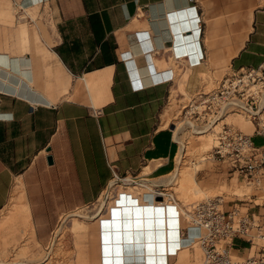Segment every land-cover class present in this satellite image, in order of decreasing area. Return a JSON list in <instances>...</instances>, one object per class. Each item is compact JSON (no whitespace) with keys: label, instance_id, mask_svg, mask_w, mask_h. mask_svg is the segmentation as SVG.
Here are the masks:
<instances>
[{"label":"crops","instance_id":"crops-1","mask_svg":"<svg viewBox=\"0 0 264 264\" xmlns=\"http://www.w3.org/2000/svg\"><path fill=\"white\" fill-rule=\"evenodd\" d=\"M11 1L31 18L38 8L53 41L33 42L23 23L14 36L25 54L0 45V211L24 189L46 250L31 264H188L200 230L150 189L80 212L92 213L115 179L169 184L180 152L165 125L170 96L264 65V0ZM256 239L233 248L258 253Z\"/></svg>","mask_w":264,"mask_h":264},{"label":"rangeland","instance_id":"rangeland-1","mask_svg":"<svg viewBox=\"0 0 264 264\" xmlns=\"http://www.w3.org/2000/svg\"><path fill=\"white\" fill-rule=\"evenodd\" d=\"M30 11L32 18L27 15V10L20 9L11 0H2L0 3V25L3 27L0 31L4 33L0 35V45L6 44L12 54H25L14 36L16 29L23 23L25 24L21 26L22 29L23 27L27 29L33 38V42L45 44L47 50H50L49 46L53 43L49 21L39 15L38 8ZM22 16L26 17L23 18ZM29 53L32 56L45 59L43 53L33 51H29ZM220 79L217 81L204 79L202 89L210 90L214 88ZM190 97V94L186 93L183 99H178L176 93L173 92L164 111L165 125L175 128L177 139L180 142L177 168L170 176L162 179L167 183L169 182L167 186H164L165 189L174 193L182 208H188L190 204L207 197H213L215 194H222L227 202L226 204L232 200L248 198L251 195H256L254 197L256 198L255 202L264 203V184L260 186L249 185L242 178L228 172L224 165L209 158L208 155L213 145L211 133L213 131L212 129H206L205 125L209 121L203 117V113H198L197 110L187 112L192 102ZM187 103L189 105L183 107ZM228 120L241 127L245 132L253 133L254 126L246 115H232ZM244 124H250V127L245 129ZM206 134L208 136L205 137ZM199 135L204 136L199 137ZM254 141L255 143L263 142L259 138H255ZM190 176L192 182L188 181ZM140 183L150 184L146 181L135 183L115 179L100 197V200L93 204L92 207L95 210L92 213L80 212V214L89 218L101 208L102 210L109 208L122 191L142 196L148 189L153 188L151 185L144 184L145 187ZM196 188L199 192H195ZM105 194L109 195L106 205H104ZM20 196L26 201L24 189L12 197L6 209L0 211V264H31L42 259L46 254V250L36 241L35 229L31 221H27L24 212L17 205L16 199H19ZM256 240L259 243H264L259 238ZM257 249L256 246L252 250L243 253L233 248L232 256L235 260L242 261L249 255L257 254ZM53 252L54 257L60 256L63 253L62 246L58 245ZM187 256L188 259L192 258L190 262L188 260V264H202L203 253L198 244L194 243L187 250Z\"/></svg>","mask_w":264,"mask_h":264},{"label":"built area","instance_id":"built-area-1","mask_svg":"<svg viewBox=\"0 0 264 264\" xmlns=\"http://www.w3.org/2000/svg\"><path fill=\"white\" fill-rule=\"evenodd\" d=\"M190 96L191 104L183 107L189 105V113L195 110L203 113L209 121L206 129L213 131L210 159L218 161L228 172L249 185L264 184V145L256 144L253 137V133L264 136V65L232 71L223 76L214 88H201ZM236 114L249 117L254 126L253 133L245 132L231 119L228 120ZM123 181L139 183L135 179ZM154 189L155 197L161 196L162 201L166 198L173 202L178 200L162 185ZM255 196L228 201V204L224 196H213L192 203L188 208L183 207V221L188 227L200 230L195 243L202 250V264H264V245L257 254L242 261L232 256L236 238L253 244L256 238L264 237V203L255 202ZM108 199L109 195L105 194L104 205Z\"/></svg>","mask_w":264,"mask_h":264},{"label":"bare ground","instance_id":"bare-ground-1","mask_svg":"<svg viewBox=\"0 0 264 264\" xmlns=\"http://www.w3.org/2000/svg\"><path fill=\"white\" fill-rule=\"evenodd\" d=\"M22 17L24 18L25 16H22ZM185 79H186V78H185ZM182 83H183V82H182ZM217 127H218V125L215 127V129H216ZM202 136H204V135H199V137H202ZM206 136H208V134H206L205 137H206ZM212 136H213V135H212ZM212 147H213V145H212ZM208 156H209V158H210V154H209ZM182 161H183V158H182ZM182 161H181V162H182ZM188 181H189V182H190V181L192 182V177H191V176L188 177ZM186 182H187V179H186ZM140 185H143V184H140ZM156 186H158V185H156ZM163 186H166V185H163ZM17 188H18V187H17ZM17 188H16V186L14 187V189H17ZM19 189H20V188H19ZM150 190H151V192H152L153 194L155 193V192H154V191H155L154 186H153V188H151ZM196 191L199 192V190H198L197 188L195 189V192H196ZM13 195H14V194H13ZM221 195H222V194H215V195H213V196H221ZM154 196H155V194H154ZM173 196L175 197V195H173ZM16 201H17V205L19 206L20 210H22V211L24 212V214H26V211H25L26 208H25V205L23 204V197L20 196L19 199H16ZM156 201H160V203H161V202H164V203H165V202H172V203H176V204H178V205L180 206V202H179L178 200L175 201V202H173V201L169 200L168 198H166L165 200L162 201V199L159 200V199H157V197H156ZM18 206H17V207H18ZM99 211H100V210H99ZM99 211H98V212H99ZM182 212H183V208H182V206H181L180 214H182ZM19 213H20V212H19ZM24 214H23V215H24ZM25 216H26V215H25ZM76 225H77V224L74 223L72 228L74 229V228L76 227Z\"/></svg>","mask_w":264,"mask_h":264},{"label":"water","instance_id":"water-1","mask_svg":"<svg viewBox=\"0 0 264 264\" xmlns=\"http://www.w3.org/2000/svg\"><path fill=\"white\" fill-rule=\"evenodd\" d=\"M157 199L161 200V199H162V197H161V196H157Z\"/></svg>","mask_w":264,"mask_h":264}]
</instances>
